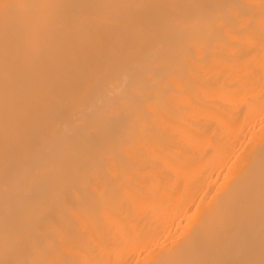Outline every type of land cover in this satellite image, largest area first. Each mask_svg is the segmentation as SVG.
Listing matches in <instances>:
<instances>
[{
  "label": "bare ground",
  "instance_id": "1",
  "mask_svg": "<svg viewBox=\"0 0 264 264\" xmlns=\"http://www.w3.org/2000/svg\"><path fill=\"white\" fill-rule=\"evenodd\" d=\"M0 264H264V0H0Z\"/></svg>",
  "mask_w": 264,
  "mask_h": 264
}]
</instances>
